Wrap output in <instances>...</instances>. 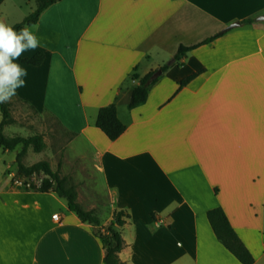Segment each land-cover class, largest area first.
Returning a JSON list of instances; mask_svg holds the SVG:
<instances>
[{"label": "crops", "instance_id": "1", "mask_svg": "<svg viewBox=\"0 0 264 264\" xmlns=\"http://www.w3.org/2000/svg\"><path fill=\"white\" fill-rule=\"evenodd\" d=\"M30 1L0 0V41L32 12ZM263 14L264 0H59L22 36L11 35L0 88L72 135L107 212L93 211L94 226L54 191L13 185L21 149H0V264H104L94 230L113 226L116 210L129 214L116 227L126 264H242L209 223L215 207L264 264ZM233 22L241 25L225 30ZM218 33L163 71L145 103L128 108L141 77L173 62L181 44ZM38 52L41 65L21 62ZM112 103L126 125L116 140L95 125L99 108Z\"/></svg>", "mask_w": 264, "mask_h": 264}, {"label": "trees", "instance_id": "2", "mask_svg": "<svg viewBox=\"0 0 264 264\" xmlns=\"http://www.w3.org/2000/svg\"><path fill=\"white\" fill-rule=\"evenodd\" d=\"M59 0H37V6L30 14H28L21 22L14 26L7 28L3 39L0 41V54L4 49V46L11 35L22 36L26 26L37 23L41 13ZM255 19L249 18L242 21L244 24L253 23ZM220 34L210 36L203 41L194 45H183L178 47V50L174 56V60L171 63H166L160 68L166 71L170 65L178 63L184 58L192 49L212 41ZM21 62L33 66H39L44 61V53L38 52L30 58H21ZM150 71L139 79L132 90L130 100L128 102V108H134L147 101L150 87L156 81L151 80V75L155 72ZM198 73L192 74L183 79L180 85L187 84ZM133 79H138L136 74L133 75ZM4 92L0 88V149L12 151L21 145V150L16 156V169L17 174L20 177H31L36 174L41 179L40 186L32 184V190H38L42 192L54 191L59 196L67 199L69 209L76 212L78 217L83 221L94 226L100 225V219L93 211L85 210L77 202V191L73 186L66 185V178L61 177L57 171H54L47 161H39L30 166L25 165L23 158L26 155L29 148H33L34 151L40 152L45 147L40 135L23 136L20 134L7 135L4 128L11 125L15 119L11 113V103L4 99ZM20 99V98H19ZM21 100V99H20ZM23 101V100H22ZM95 125L101 129L103 133L110 139L116 140L126 130V125L119 119L117 113V107L114 103L102 106L98 110ZM129 214L125 210H116L113 214L111 224L113 226L108 227L104 231L100 228L95 229L96 235L102 242V245L107 252L104 257V264H126L120 259L119 253L124 247V240L121 233L116 227H122L126 222ZM207 218L209 223L219 239V241L242 263V264H255V258L252 252L240 239L232 227L225 211L222 207H215L207 212ZM115 226V227H114Z\"/></svg>", "mask_w": 264, "mask_h": 264}, {"label": "rangeland", "instance_id": "3", "mask_svg": "<svg viewBox=\"0 0 264 264\" xmlns=\"http://www.w3.org/2000/svg\"><path fill=\"white\" fill-rule=\"evenodd\" d=\"M36 5L35 0L24 3L26 9L32 8L31 11L35 10ZM4 99L11 103V113L15 119L5 128V133L23 136L40 135L45 144L40 152L34 151L32 147L29 148L23 158L24 163L30 166L39 161H47L54 171L66 178L67 186H73L77 194L80 193L81 206L85 210L97 211L99 216L104 215L107 212L106 203L103 204L101 200L104 199V192H99L100 196L99 193L93 196L94 194L90 191L88 179L91 172L81 160L76 158L70 144L72 135L62 129L48 113L36 110L15 96H4ZM1 117L0 113V120ZM18 147L21 149V145Z\"/></svg>", "mask_w": 264, "mask_h": 264}, {"label": "built area", "instance_id": "4", "mask_svg": "<svg viewBox=\"0 0 264 264\" xmlns=\"http://www.w3.org/2000/svg\"><path fill=\"white\" fill-rule=\"evenodd\" d=\"M10 175L12 178V183L13 185L17 186V187H21V188H25V189H29L32 190V184L34 183L36 186H40L41 184V179L34 174L31 177H20L17 174V171H10ZM53 218L58 219V213H55L53 215Z\"/></svg>", "mask_w": 264, "mask_h": 264}, {"label": "water", "instance_id": "5", "mask_svg": "<svg viewBox=\"0 0 264 264\" xmlns=\"http://www.w3.org/2000/svg\"><path fill=\"white\" fill-rule=\"evenodd\" d=\"M257 21H264V14L263 15H260L258 16L257 18ZM241 25V22H233L231 23L229 26H227L225 28V30H228V29H231V28H234V27H237V26H240ZM163 70L161 68L157 69L152 75H151V80H155L157 77H159L161 74H162ZM107 252L105 251V254Z\"/></svg>", "mask_w": 264, "mask_h": 264}]
</instances>
